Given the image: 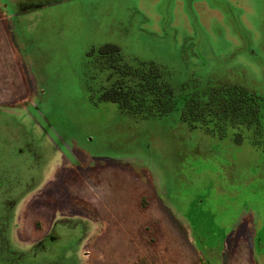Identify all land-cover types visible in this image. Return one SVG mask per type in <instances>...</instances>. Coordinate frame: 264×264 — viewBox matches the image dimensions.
Segmentation results:
<instances>
[{
  "label": "rangeland",
  "instance_id": "rangeland-1",
  "mask_svg": "<svg viewBox=\"0 0 264 264\" xmlns=\"http://www.w3.org/2000/svg\"><path fill=\"white\" fill-rule=\"evenodd\" d=\"M1 13L19 49L3 29L0 264H264V147L190 128L181 104L140 118L99 101L89 55L111 43L154 61L178 95L264 97V0H0Z\"/></svg>",
  "mask_w": 264,
  "mask_h": 264
},
{
  "label": "trees",
  "instance_id": "trees-1",
  "mask_svg": "<svg viewBox=\"0 0 264 264\" xmlns=\"http://www.w3.org/2000/svg\"><path fill=\"white\" fill-rule=\"evenodd\" d=\"M89 55L100 80L90 89L93 95L98 92L99 101L117 103L122 111L140 118L167 115L181 104L180 119L190 128L222 138L234 130L236 142L248 139L264 147L263 96L231 84L178 95L167 70L154 61L131 64L111 43Z\"/></svg>",
  "mask_w": 264,
  "mask_h": 264
},
{
  "label": "crops",
  "instance_id": "crops-1",
  "mask_svg": "<svg viewBox=\"0 0 264 264\" xmlns=\"http://www.w3.org/2000/svg\"><path fill=\"white\" fill-rule=\"evenodd\" d=\"M5 16H7V17H5ZM0 21H1V23H0V32H3V29H4V31L5 32H7V35H8V40L10 41V44L9 45H12V47L14 48V50H11L10 51V57L12 56L13 57V52H15V49L17 50V46H18V44L16 43V40H15V37H14V35H15V33L13 32V27H12V21L10 20V17H8V15H5L4 13L2 14H0ZM3 21V22H2ZM18 49H19V46H18ZM11 60V59H10ZM14 60V59H13ZM16 61V60H15ZM21 62H22V60H20ZM23 63V65L25 66V63L24 62H22ZM25 69V68H24ZM26 72V71H25ZM24 79L26 80V77H24ZM89 172V171H88ZM90 176V175H89ZM97 177H95V175L94 174H92V176H91V178H90V180L92 181H90V182H88V191H91L92 190V193H94V194H98L99 195V193H98V191H100V189H101V186L102 187H104V188H106V182H107V178H108V174L107 173H105V172H102L101 173V171L99 172V174H97L96 175ZM100 178H102L103 180H104V182H103V184L101 183V179ZM97 180V183H95L93 180ZM100 188V189H97V188ZM141 191L142 192H140L139 194H138V196L136 197V200L138 201V202H136V204H137V206H140L141 208H142V206H143V204H144V202L142 201H139L140 199V197L142 196L141 195V193H149L150 195H153L154 194V192H153V190H150V189H148V188H146V186H144V185H141ZM88 194V193H87ZM141 195V196H140ZM87 197H88V199L90 200V199H92L91 198V195H87ZM154 200V199H153ZM151 201V200H150ZM149 201V202H150ZM147 203V202H146ZM154 202L152 201V202H150V204H149V207H151L152 205H154L153 204ZM92 205H96V204H91L90 205V207H92ZM98 206V205H97ZM97 206H95V208H97ZM93 208L94 207H92V210H93ZM148 207L146 206L145 208L143 207V209L142 210H146ZM102 234H105V232H103V230H102V232H101V230H100V235H98V237L99 236H101ZM98 242H100V243H102V241H98Z\"/></svg>",
  "mask_w": 264,
  "mask_h": 264
}]
</instances>
